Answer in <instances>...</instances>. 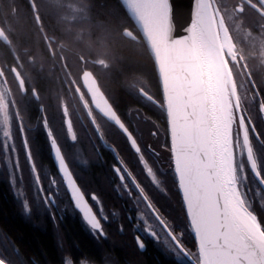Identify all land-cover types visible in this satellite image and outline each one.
Segmentation results:
<instances>
[{"label":"snow or ice","instance_id":"6c2138e0","mask_svg":"<svg viewBox=\"0 0 264 264\" xmlns=\"http://www.w3.org/2000/svg\"><path fill=\"white\" fill-rule=\"evenodd\" d=\"M24 3L8 0L0 18V171L23 211L35 199L56 223L67 194L93 237L109 238L106 225L120 213L73 166L86 151L82 128L97 155L103 147L116 156L113 188L139 213L121 219L152 238L165 264H264V0H191L179 31L172 0H115L106 13L92 0ZM125 41L149 55L151 71H131ZM41 131L52 169L37 156ZM108 137L131 149L128 160ZM134 240L146 250L141 235ZM0 264L17 261L0 250ZM62 264L89 262L68 254Z\"/></svg>","mask_w":264,"mask_h":264},{"label":"trees","instance_id":"16d2710c","mask_svg":"<svg viewBox=\"0 0 264 264\" xmlns=\"http://www.w3.org/2000/svg\"><path fill=\"white\" fill-rule=\"evenodd\" d=\"M92 2L95 5L94 12L106 13L107 4L115 0ZM21 6L22 9L27 8L24 0ZM23 20H25L23 29L30 32L33 27L30 11L23 12ZM124 44L126 46L120 51L127 58L131 71L134 73L137 70L151 71L152 60L149 55L147 53L137 55L133 51L131 41H125ZM76 46L81 51L84 49L83 46ZM69 60L72 62L74 59L69 57ZM115 86L112 84V87ZM153 89L157 90L155 81ZM40 139L37 138V149L39 148L42 153L45 151V143ZM94 181V184L104 187L103 175L98 174ZM61 238L64 241L63 247L60 244ZM189 247H192L191 237ZM0 250L9 252L17 264H62V258L68 254L75 259H86L89 264H165L168 259L161 254L157 245H148L146 250H139L129 231L121 234L114 230L107 240H97L88 234L82 223L71 214L67 213L64 220L59 222L58 228L52 218L35 211L34 208L31 214H26L4 171H0Z\"/></svg>","mask_w":264,"mask_h":264},{"label":"flooded vegetation","instance_id":"af4514ba","mask_svg":"<svg viewBox=\"0 0 264 264\" xmlns=\"http://www.w3.org/2000/svg\"><path fill=\"white\" fill-rule=\"evenodd\" d=\"M8 0H2V3H0V18H2L4 12L9 10ZM23 3V0H17V4L22 8L21 4ZM23 17V11L19 14ZM12 18V17H10ZM25 20H21V27H25ZM72 48L73 53H79V52H85L86 55V49H82V51L76 46V45H70ZM135 48V45H133ZM71 59H74L72 62L73 70L78 71L80 65L77 62L76 55H70ZM160 96L157 95V99H159ZM140 106V105H135ZM50 116L52 115L50 111ZM151 114V113H149ZM32 116H33V122L39 117V110L36 105H33L32 108ZM156 118V117H154ZM57 123L59 125L60 117L56 116ZM80 134L83 137L84 143L81 145L82 149H86V151L83 152V155H80V153H76V159H78L80 162L74 164L76 171L81 176L82 182L85 184L86 188L90 191H95L98 194L101 195L102 199L105 201V204L107 208L110 211H117L120 213V216H110L111 223L106 225L109 234L112 233L114 230L118 233H121L118 230V227L120 224H124V233L126 231H129L133 237L134 235H141V238L145 240L146 245H152L156 246V243L152 240L150 236H148L146 233H134L132 226L125 220L121 219V216L124 214L128 215H139V213L135 212L133 209V206L130 201H127L125 198H123L119 193H117L114 188L113 184L115 181V174L112 171L113 165L116 163V156L113 154V152L109 149L100 148V155H97L96 150L92 147V142L88 139V133L83 131V129H79ZM37 138H41L40 141H43L45 143V151L41 153L39 148L37 149V156L41 162V166H45L49 169H52L55 167L54 158L52 157L51 150L47 144V139L43 131L37 134V136L34 138V143L38 146ZM110 143H112L117 151L119 152L120 156L124 158L125 160H128L131 154V149L127 148L126 144L124 142L112 139L111 137L107 138ZM97 145H99V141H96ZM21 160L23 163V154H21ZM151 162V161H150ZM25 168V182L26 184H30V186H33L32 183V177L30 170L27 167V164L24 165ZM133 173L137 174L138 180H140L142 183L147 184L149 181L145 175H140V167L137 165L136 167H133ZM5 176L9 182L8 179V173L6 170H4ZM103 175L104 179V187L101 185L94 184V178L98 176ZM105 175V176H104ZM10 184V182H9ZM11 185V184H10ZM175 203V199L173 201ZM61 208L57 209V222L54 223L55 226L58 228L59 222L63 221L66 217L67 213L71 214L73 218H77L80 223H82L84 230L90 234L88 226L86 223L82 220L81 215L78 211L74 210L69 205V200L67 194L61 197L60 200ZM62 209V211H61ZM123 233V234H124Z\"/></svg>","mask_w":264,"mask_h":264},{"label":"water","instance_id":"95a60500","mask_svg":"<svg viewBox=\"0 0 264 264\" xmlns=\"http://www.w3.org/2000/svg\"><path fill=\"white\" fill-rule=\"evenodd\" d=\"M174 12H176L177 30H180V26L184 24L187 19L188 10L191 5V0H172Z\"/></svg>","mask_w":264,"mask_h":264},{"label":"rangeland","instance_id":"374dc122","mask_svg":"<svg viewBox=\"0 0 264 264\" xmlns=\"http://www.w3.org/2000/svg\"><path fill=\"white\" fill-rule=\"evenodd\" d=\"M32 190H33V186H30V184H28V194H29V196H32ZM33 208H34L35 211H37L39 213H42V214H46V215L49 216L48 211L44 208L43 204H37L35 199H33Z\"/></svg>","mask_w":264,"mask_h":264}]
</instances>
